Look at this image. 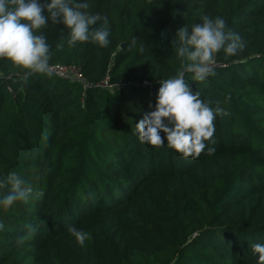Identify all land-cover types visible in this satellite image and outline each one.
<instances>
[{
	"label": "trees",
	"instance_id": "obj_1",
	"mask_svg": "<svg viewBox=\"0 0 264 264\" xmlns=\"http://www.w3.org/2000/svg\"><path fill=\"white\" fill-rule=\"evenodd\" d=\"M87 2V11L107 17V47L69 48L67 30L50 21L42 31L51 75L25 79L26 70L0 59V177L16 172L33 190L27 203L0 206V264H257L264 0ZM205 15L224 18L244 47L217 53L215 75L204 82L186 74L227 115L214 121V143L205 142L215 153L184 158L166 142L141 143L135 124L153 110L159 82L180 68L177 31ZM56 65L82 80L59 76ZM69 226L91 239L79 246Z\"/></svg>",
	"mask_w": 264,
	"mask_h": 264
},
{
	"label": "clouds",
	"instance_id": "obj_2",
	"mask_svg": "<svg viewBox=\"0 0 264 264\" xmlns=\"http://www.w3.org/2000/svg\"><path fill=\"white\" fill-rule=\"evenodd\" d=\"M87 0H0V59L26 70L25 79L31 74L51 75L49 60L50 45L43 29L51 21L59 22L67 30L69 48L78 42H92L107 47L109 27L107 17L87 11ZM46 13V14H45ZM133 37L131 47L136 46ZM180 68L172 77L159 82L153 110L135 124L141 143L155 148L166 146L184 158H199L205 151L213 155L215 119L227 115L224 108L210 106L201 99L199 91H193L186 79L191 74L193 81L204 82L215 75L216 54L221 50L235 55L244 43L239 34L232 32L222 17L203 16L190 28L181 27L172 40ZM63 47V45H61ZM139 51L143 52L141 46ZM163 133V136L161 135ZM7 186L8 192L0 197V206L8 208L16 201L27 203L32 188L16 172L0 177V189ZM4 227L0 222V229ZM68 231L75 242L83 247L91 236L88 232L69 226ZM252 252L257 264H264V244L256 243Z\"/></svg>",
	"mask_w": 264,
	"mask_h": 264
},
{
	"label": "built area",
	"instance_id": "obj_3",
	"mask_svg": "<svg viewBox=\"0 0 264 264\" xmlns=\"http://www.w3.org/2000/svg\"><path fill=\"white\" fill-rule=\"evenodd\" d=\"M51 69H53V71L61 77H65V78L75 77V78L82 80L81 75L77 71H75L73 68H66L60 65H56L54 67H51ZM72 73H76L77 75L74 76V74ZM103 86L110 87L111 85L107 84V82L104 81Z\"/></svg>",
	"mask_w": 264,
	"mask_h": 264
},
{
	"label": "rangeland",
	"instance_id": "obj_4",
	"mask_svg": "<svg viewBox=\"0 0 264 264\" xmlns=\"http://www.w3.org/2000/svg\"><path fill=\"white\" fill-rule=\"evenodd\" d=\"M75 71H76V70H75ZM72 74H74V76L77 75L76 73H72ZM1 77H2V74L0 73V78H1ZM107 87H108V86H107Z\"/></svg>",
	"mask_w": 264,
	"mask_h": 264
}]
</instances>
